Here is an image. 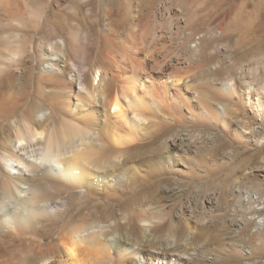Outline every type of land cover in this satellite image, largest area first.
<instances>
[{
  "label": "rangeland",
  "instance_id": "374dc122",
  "mask_svg": "<svg viewBox=\"0 0 264 264\" xmlns=\"http://www.w3.org/2000/svg\"><path fill=\"white\" fill-rule=\"evenodd\" d=\"M9 23L19 25L16 45L3 44L14 32ZM133 30L157 46L148 72L132 82L149 105L146 123L175 122L174 107L187 119L150 143L141 131L130 137L112 108L113 134L121 139L113 140V180L101 183L93 197L79 198L82 206L71 205L64 193L61 218L70 219L69 227L86 224L82 237L104 240L97 264H264V111L258 108L259 95L264 100V0H0V51L14 57L5 64L16 61L38 74L66 70L71 80L86 69L102 88L112 71L121 73L118 46ZM111 41L109 65L103 52ZM189 63L199 68L192 77L186 74L191 102L175 98L152 107L151 101H161L150 92L152 81L174 70L184 74ZM249 85L259 95L253 90L248 99ZM63 93L65 105L74 104L70 90ZM17 194L14 206L18 198L32 196ZM79 208L83 213L71 219ZM174 252L196 260H178Z\"/></svg>",
  "mask_w": 264,
  "mask_h": 264
},
{
  "label": "bare ground",
  "instance_id": "6f19581e",
  "mask_svg": "<svg viewBox=\"0 0 264 264\" xmlns=\"http://www.w3.org/2000/svg\"><path fill=\"white\" fill-rule=\"evenodd\" d=\"M9 25L14 32L11 31L12 36H7L10 37L9 41L4 40L3 44L10 45L9 42H13L16 45L17 39L21 38L17 33L19 25ZM113 27L116 28V24L111 21L112 30ZM138 37L133 30L132 38L124 46H118L120 60L124 63L121 73L113 74L112 71L110 77L104 79L102 88L95 85L89 72H85L86 69L78 71L76 79L71 80H67L66 70L51 75L38 74L35 68L16 61L5 64L4 60L14 58L13 53L10 57L11 55L0 51V264H41L50 258L54 261L44 264H97V256L101 248H105L104 240L97 234L82 237L87 225L69 227L70 219L64 223L60 212L65 203L64 193L69 194L71 205L82 206L79 198L93 197L101 183L113 180V140L120 143L121 139L118 134H113L111 109H114V118L129 131L130 137L139 135L141 131L146 139L151 140L150 143L166 138L172 126L187 119L178 114L180 110L174 107L172 118L175 122L157 119L146 123L150 118L145 115L149 105L137 93L132 82L141 79L142 72L150 65L149 61L155 58L157 46L146 44L143 35ZM13 43L11 47L15 46ZM16 50H20L19 47ZM61 50H66V47L62 45ZM140 51L144 52L142 56ZM103 54L108 59L107 63L113 64V41L105 47ZM206 62L205 65L209 66V61ZM201 66L204 67V64ZM198 69L191 66L184 74L174 70L173 74L165 73L163 78L162 74V80L154 79V87L150 92L155 97L159 95L161 101L152 99L154 101L150 105L155 107L158 104L161 108L168 106L169 101H175V98L190 103L191 98L184 91L191 83L186 74L190 77ZM149 76L144 80L147 81ZM117 81H122L125 85L117 87ZM51 86L53 87L50 88ZM252 87L254 86L248 87L251 90L248 99L253 97L254 91L257 92ZM69 90L70 98L73 95L76 101L71 106H66L63 92ZM197 91L201 95L206 93L200 88ZM223 92L221 94L225 93ZM258 101V108L264 111L262 96L259 95ZM208 102L203 101L202 104L209 107ZM101 107L104 115L101 114ZM81 188H86V192L82 193ZM19 191H28L32 196L18 198L20 205L14 206L12 198L17 197ZM53 208L57 209V214L52 212ZM81 211L79 208L78 213L70 216L71 219L81 215ZM57 230L61 234L55 238ZM64 230L66 231L63 232ZM109 234H105V239H108ZM124 247L130 249L128 246ZM174 254L178 260H196L193 257L186 258L179 252Z\"/></svg>",
  "mask_w": 264,
  "mask_h": 264
}]
</instances>
